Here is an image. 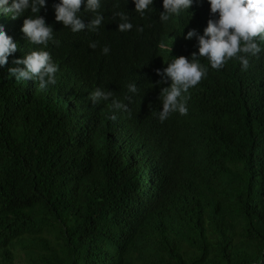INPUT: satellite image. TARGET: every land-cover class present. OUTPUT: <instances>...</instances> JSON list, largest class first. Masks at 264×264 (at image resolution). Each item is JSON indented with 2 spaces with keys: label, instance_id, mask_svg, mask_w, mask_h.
<instances>
[{
  "label": "trees",
  "instance_id": "16d2710c",
  "mask_svg": "<svg viewBox=\"0 0 264 264\" xmlns=\"http://www.w3.org/2000/svg\"><path fill=\"white\" fill-rule=\"evenodd\" d=\"M55 3L39 14L60 40L47 46L56 84L9 76L15 57L40 47L22 31L0 66V264H264V51L244 71L234 58L209 65L188 113L161 122L170 81L157 83L156 69L198 51L186 33H203L210 5L195 1L186 24L134 10L131 32L113 15L131 3L104 0L99 31L73 33ZM88 14L82 4L86 24ZM129 81L139 91L116 120L110 100L89 99L96 87L124 99Z\"/></svg>",
  "mask_w": 264,
  "mask_h": 264
},
{
  "label": "clouds",
  "instance_id": "9594fccd",
  "mask_svg": "<svg viewBox=\"0 0 264 264\" xmlns=\"http://www.w3.org/2000/svg\"><path fill=\"white\" fill-rule=\"evenodd\" d=\"M103 1L57 0L51 8L55 10V19L62 21L71 32L77 33L84 29L98 32L105 21L101 11ZM128 1L131 3L128 12H113L115 17H119L118 30L120 31L132 32L133 22H135L134 10L144 16L147 10L157 8L160 11L161 21L173 20L176 23L186 24L190 18L188 13L195 1L210 5V11L205 18L208 22L203 33L197 32L196 29H190L186 33V38L194 35L198 37V51L192 52L190 56H175L167 62L166 67L156 69V72L161 75V80L157 83L170 81V84L163 87L160 92L162 108L158 113V119L161 122L173 113L179 112L181 115L188 113L189 89L208 75L209 65L214 69H221L234 58L240 62L241 70L244 71L249 68V58L264 51V45L258 42L264 41V0ZM46 3L47 0H0V16L15 18L10 27L12 30L2 22L0 23V66L6 64L9 54L20 49V44L11 36L14 33L13 30L22 31L31 45L40 47H33L23 56L15 57L14 63L17 66L9 68V76L14 75L17 81L34 78L38 81L40 89H47L50 85L56 84V74L59 71V64L53 61L47 46L50 42L59 45L60 40L55 37L51 24L46 23V16L39 14ZM82 4L84 10L89 13L87 24L81 17ZM26 12H31L33 15H26L23 20L20 17ZM89 44L92 48L98 46L97 41H89ZM159 46L167 47L161 43ZM102 51L104 54L109 53V46L104 45ZM200 57H205L208 64L201 63ZM126 87L127 94L124 99L117 98L112 90H105L102 87H96L91 91L89 99L93 104L110 100V107L116 110L110 114V119L116 120L117 112L129 110V103L125 101H131L132 94L139 91L135 81H129Z\"/></svg>",
  "mask_w": 264,
  "mask_h": 264
}]
</instances>
